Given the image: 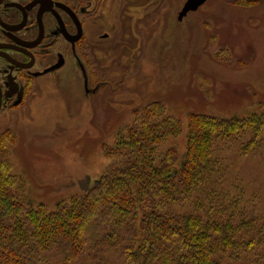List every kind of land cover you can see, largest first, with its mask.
Here are the masks:
<instances>
[{
  "label": "rangeland",
  "instance_id": "1",
  "mask_svg": "<svg viewBox=\"0 0 264 264\" xmlns=\"http://www.w3.org/2000/svg\"><path fill=\"white\" fill-rule=\"evenodd\" d=\"M185 1L106 0L91 30L107 37L93 38L89 71L75 65L50 77L0 119L24 205L53 211L82 194L84 183L92 187L110 164L102 149L124 137L133 112L146 105L163 104L181 122L159 154L169 148L185 154L188 113L239 119L264 113V0H207L180 18ZM260 133L247 156L239 146L217 153V177L205 180L216 191L204 202H214L217 220L224 218L221 208L237 207L253 233L264 226V127ZM180 209L194 213L189 205ZM220 260L264 264V243L246 263Z\"/></svg>",
  "mask_w": 264,
  "mask_h": 264
},
{
  "label": "trees",
  "instance_id": "2",
  "mask_svg": "<svg viewBox=\"0 0 264 264\" xmlns=\"http://www.w3.org/2000/svg\"><path fill=\"white\" fill-rule=\"evenodd\" d=\"M166 111L160 103L134 111L125 136L102 149L110 159L103 175L53 211L20 201L11 148L0 140V264L250 260L264 243V226L253 233L251 220L237 207L226 213L221 208L224 218L217 220L214 202H204L216 191L205 180L217 177L222 149L239 146L242 156L257 149L264 113L240 119L188 113L187 150L179 155L174 148L158 153L164 138L182 130ZM185 205L194 213L181 212Z\"/></svg>",
  "mask_w": 264,
  "mask_h": 264
},
{
  "label": "flooded vegetation",
  "instance_id": "3",
  "mask_svg": "<svg viewBox=\"0 0 264 264\" xmlns=\"http://www.w3.org/2000/svg\"><path fill=\"white\" fill-rule=\"evenodd\" d=\"M106 0H0V119L28 93L73 66L89 71ZM102 34V35H101ZM44 82V83H43Z\"/></svg>",
  "mask_w": 264,
  "mask_h": 264
},
{
  "label": "water",
  "instance_id": "4",
  "mask_svg": "<svg viewBox=\"0 0 264 264\" xmlns=\"http://www.w3.org/2000/svg\"><path fill=\"white\" fill-rule=\"evenodd\" d=\"M207 0H186L180 12V18L190 11L197 10Z\"/></svg>",
  "mask_w": 264,
  "mask_h": 264
}]
</instances>
